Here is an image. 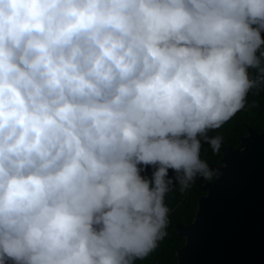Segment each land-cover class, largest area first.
Masks as SVG:
<instances>
[{
	"label": "clouds",
	"instance_id": "9594fccd",
	"mask_svg": "<svg viewBox=\"0 0 264 264\" xmlns=\"http://www.w3.org/2000/svg\"><path fill=\"white\" fill-rule=\"evenodd\" d=\"M262 33L264 0H0V264L149 256L264 86Z\"/></svg>",
	"mask_w": 264,
	"mask_h": 264
},
{
	"label": "water",
	"instance_id": "95a60500",
	"mask_svg": "<svg viewBox=\"0 0 264 264\" xmlns=\"http://www.w3.org/2000/svg\"><path fill=\"white\" fill-rule=\"evenodd\" d=\"M237 141L208 164L191 221L174 225L175 264H264V129Z\"/></svg>",
	"mask_w": 264,
	"mask_h": 264
},
{
	"label": "trees",
	"instance_id": "16d2710c",
	"mask_svg": "<svg viewBox=\"0 0 264 264\" xmlns=\"http://www.w3.org/2000/svg\"><path fill=\"white\" fill-rule=\"evenodd\" d=\"M264 36V33H262ZM250 74L255 77L257 70L250 69ZM247 127H251L256 133L264 129V86H258L250 90L245 107L237 112L222 127L209 130L206 133L208 139L219 137L221 147L230 144L233 147L238 144L237 137L246 134ZM220 151H214L212 146L201 140V159L205 164H218ZM153 166H147L142 175H151ZM169 176L175 181L176 173L169 169ZM212 179L209 170L206 177L197 176L187 188H183L179 182L170 186L165 194V204L169 209L166 235L159 242L158 247L144 259H137L134 264H175L176 248L181 246L183 238L177 237L174 230L175 224L184 225L191 221L197 197L202 194L201 185Z\"/></svg>",
	"mask_w": 264,
	"mask_h": 264
}]
</instances>
